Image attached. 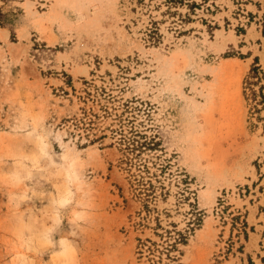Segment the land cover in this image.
Here are the masks:
<instances>
[{
    "label": "rangeland",
    "instance_id": "374dc122",
    "mask_svg": "<svg viewBox=\"0 0 264 264\" xmlns=\"http://www.w3.org/2000/svg\"><path fill=\"white\" fill-rule=\"evenodd\" d=\"M0 264H264V0H0Z\"/></svg>",
    "mask_w": 264,
    "mask_h": 264
},
{
    "label": "trees",
    "instance_id": "16d2710c",
    "mask_svg": "<svg viewBox=\"0 0 264 264\" xmlns=\"http://www.w3.org/2000/svg\"><path fill=\"white\" fill-rule=\"evenodd\" d=\"M254 69H255V68H254ZM254 69H253V70H254Z\"/></svg>",
    "mask_w": 264,
    "mask_h": 264
}]
</instances>
